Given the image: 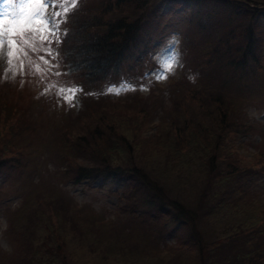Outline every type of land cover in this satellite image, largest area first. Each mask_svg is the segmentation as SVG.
<instances>
[{
    "label": "trees",
    "instance_id": "obj_1",
    "mask_svg": "<svg viewBox=\"0 0 264 264\" xmlns=\"http://www.w3.org/2000/svg\"><path fill=\"white\" fill-rule=\"evenodd\" d=\"M192 1L195 16L208 18L204 22L211 27L219 18L228 24L225 35L216 40L211 50L218 56L206 59L208 55H201L203 63L217 61L222 57L219 53L228 49L233 59L225 77L236 79L243 94L252 93L249 82L263 79L264 66L257 62L263 38L261 30H254L261 29L260 24L251 27L244 20L255 16L264 19V1ZM160 4L153 10L148 0L78 3L63 21L59 43H51L59 51L64 73L94 89L114 76L130 73L126 71H132V64L146 55V24L157 17L155 12ZM237 7L242 9L243 17L234 16ZM194 25L199 27V22ZM202 71L212 81V87L200 88L184 78L174 81L171 109L155 125L151 120L161 100L154 105L151 93L128 97L117 108L109 105L104 96H83L82 109L69 124L58 127L59 148L52 154L54 164L59 166L57 175L64 181L76 184L115 174L132 180L124 190L130 191L129 207L143 204L157 208L172 218L171 230L187 227L185 239L169 246L168 251L159 250L160 220L141 223L138 213L124 216L121 224L115 226L112 218L90 207L78 206L58 185L49 183L45 188H37L26 212L18 221L10 222L12 255L0 264H86L81 260L88 259L75 252L76 247L85 248L86 244L105 245V251L96 256L100 264H264V208L256 207L252 201L247 204V200L233 196L232 190L217 187L225 179L244 174L245 169L264 173V157L239 166L234 159L223 156L222 148L228 153L232 149L224 144L226 137L232 132L241 133L242 122L234 113L236 103L223 83L220 68L206 66ZM7 97L0 91V172L24 166L20 158L27 152L22 137L34 128L28 120V106ZM192 111H196L194 116ZM208 116L216 121L218 132L207 124ZM147 125L154 129L144 134ZM252 127L250 123L242 125L243 131L250 132ZM134 139L155 145L149 148L151 156L158 151L170 163L188 166L185 176L167 169L170 164L166 169L174 184L154 174L148 167L150 162L139 159L143 150ZM189 176L193 180L190 185ZM245 191L238 188L237 194ZM249 226L253 230L249 231ZM123 252L133 253L134 257L126 261L117 259ZM186 254L190 260L184 258Z\"/></svg>",
    "mask_w": 264,
    "mask_h": 264
},
{
    "label": "rangeland",
    "instance_id": "obj_2",
    "mask_svg": "<svg viewBox=\"0 0 264 264\" xmlns=\"http://www.w3.org/2000/svg\"><path fill=\"white\" fill-rule=\"evenodd\" d=\"M83 1L79 0L78 3ZM148 1H150V7L153 10L158 3L161 4L159 11L155 12L157 17L149 20L146 24L145 31L148 46L145 49V57L136 62L137 65L132 64V71H126L130 73H123V76L120 77L111 76L112 78L107 83L102 84L99 89L91 88L88 85L84 87L78 81L66 75L60 67L59 51L53 44H51V48H54L55 51L51 55L48 51L31 52V50H28V56L21 54L17 58L14 53L11 66L8 64L6 49L5 54L0 55V91L4 92L10 99L27 105L28 120L34 123L33 130L25 133L22 137L27 152L25 156L20 158L24 166L0 172V263L7 261L8 257L12 255L14 241L11 242V233L8 230L10 222L18 221L26 212V206L33 198L37 188H45L49 183L50 185H58L59 190L71 197L78 206L90 207L99 214L112 218L115 220V226L121 224L124 216H135L138 213L141 215L142 220L138 219L141 223L150 219L160 220V223L157 224L162 236L159 250L165 249V251H168L171 248L169 246L178 244V242L185 239L188 231L187 227L182 225V230H171L173 224L169 222L172 218L160 213L157 208L143 204L129 207L132 204L131 200L127 198L130 191L124 193V190L132 183V180L127 181L122 174L86 179L76 184L70 182V180L64 181L57 175L59 172L56 169H59V166L54 164L52 156V154L55 155V150L57 151L59 148L56 140V135L59 134L57 129L69 124L72 117L82 109L83 96L85 95L104 96L105 100L108 98L109 105H114L117 108L121 107L128 97L134 98L136 94L148 96L151 93V100H153L154 105H157L161 100L158 110L155 111L156 114L151 120V123L155 125L160 123V118L167 116V109H171L169 107L172 102L170 96L175 94L172 88L174 81L184 78L192 85L200 88L206 85V88L209 89L212 87V81L206 79L202 68L217 66L220 68L221 75L223 74V83L231 92L230 96H233L236 103L234 113L237 119L242 122L239 124L242 129L241 133L237 135L232 132L226 137L224 144H229L232 149L228 153L227 149L222 148L223 156L234 159L237 164L239 163V166L249 165L250 159L258 157L261 160L264 157V87H261V82L264 81V72L260 71L263 74V79L249 82L253 92L243 94L239 90L236 79L225 77V72L233 59L229 56L228 49H224L219 53L222 57L217 61L203 63L201 57V55H208L206 59H209L218 56V54L212 53L211 50L215 46L216 40L224 36L227 30L228 24L223 18L217 19V22L211 27L204 22H208V18L195 16L192 0ZM17 7V3H6L5 0H0V14H5V24L9 23L11 18L16 15ZM235 9L237 14L234 16L240 18L243 14L242 9L238 10V7ZM67 13H65L64 20ZM198 22L199 27L194 25ZM244 22L249 23L251 27L255 23L261 26V29L255 28L254 30L262 31V54L259 55V61L257 62L264 66V19L255 16L254 19L252 17L245 18ZM64 25V22L60 24L59 36L61 27ZM172 56L176 58L172 64V71L168 72L164 78L157 79L160 62ZM40 57H44L49 63H44V60H41ZM29 60L32 63H29ZM36 65H39L40 71H37ZM72 85L82 89L76 94L73 101L75 106H70L63 98L64 94L61 93V88L71 87ZM123 85L128 87H122ZM110 87L113 89L111 92L108 91ZM174 89L178 90L179 87ZM14 106L18 107L17 104H14ZM19 111L22 112L23 110L20 109ZM191 114L194 116L196 111H192ZM209 118L208 116L207 124L211 125L212 131L218 132L220 129L216 121L211 118L210 121ZM248 123L253 124L251 131H243L242 125H248ZM153 125L144 127L143 133L148 134L153 131ZM229 138H232L230 142L227 141ZM134 140L141 144L143 150L139 153V159L142 162H150L148 167L154 174L156 172L161 179L166 178L170 184H174V179L167 174V169L172 168L177 175H183L188 168V166L182 167L181 164L170 163L168 160L161 158L158 151L155 156H151L149 148L155 147V145L146 140ZM167 164H170V166L166 169ZM127 176L129 177V175ZM192 182L193 180L189 176L188 185ZM217 187L223 190H232L235 194L233 196L247 200V204L252 201L256 207L262 206L264 208V173L259 174L253 172L252 169H249V171L245 169L244 174L233 176L228 180L225 179ZM242 187L245 188V193L240 192L237 194V189L239 188L241 191ZM191 191L193 190L191 189ZM237 203L239 204V202ZM125 205H128L129 208L122 211L121 208ZM248 209L254 210L250 206H248ZM258 228H261V226L258 225ZM248 230H253V227L249 226ZM137 231H140V229ZM86 245L85 248L78 249L76 247L75 250L76 253L79 251L84 259H88L81 261L86 264H100L96 260V256L97 253L105 251L102 248L105 245H99L100 247L92 244ZM133 257V253L123 252V255L117 256V259L126 261L131 260ZM184 258L190 260L187 254ZM192 260H194V257Z\"/></svg>",
    "mask_w": 264,
    "mask_h": 264
},
{
    "label": "snow or ice",
    "instance_id": "obj_3",
    "mask_svg": "<svg viewBox=\"0 0 264 264\" xmlns=\"http://www.w3.org/2000/svg\"><path fill=\"white\" fill-rule=\"evenodd\" d=\"M6 3H17L16 15L5 24V14H0V55L8 56V64L11 66L13 54L16 57L22 54L28 56L31 52L48 51L51 55L55 51L51 43L55 40L59 43L60 24L64 20L65 13L73 10L79 0H5ZM44 63H49L44 57H40ZM175 56L163 59L160 62L157 79L164 78L172 71ZM29 63H32L29 60ZM40 71L39 65H36ZM122 87H128L123 85ZM110 87L108 91H112ZM82 91L78 86L61 88L64 99L70 106H75L73 101L76 94Z\"/></svg>",
    "mask_w": 264,
    "mask_h": 264
}]
</instances>
